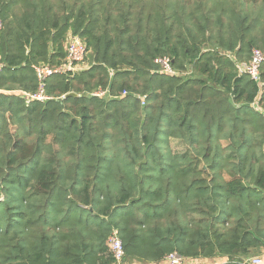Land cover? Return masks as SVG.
I'll list each match as a JSON object with an SVG mask.
<instances>
[{
	"label": "trees",
	"instance_id": "1",
	"mask_svg": "<svg viewBox=\"0 0 264 264\" xmlns=\"http://www.w3.org/2000/svg\"><path fill=\"white\" fill-rule=\"evenodd\" d=\"M260 1L0 0V264H114V230L140 264L262 253L247 124L264 64L260 82L237 68L264 52ZM69 34L88 68L29 101Z\"/></svg>",
	"mask_w": 264,
	"mask_h": 264
},
{
	"label": "built area",
	"instance_id": "2",
	"mask_svg": "<svg viewBox=\"0 0 264 264\" xmlns=\"http://www.w3.org/2000/svg\"><path fill=\"white\" fill-rule=\"evenodd\" d=\"M3 29V24L0 21V33ZM66 59L65 61L56 67H51L47 64H41L34 66L36 76L38 79V91L34 94L25 93L24 96L29 101H39L45 102L51 99L47 94L48 82L54 76L62 75L74 77L76 74L86 70L88 67L86 65V58L88 55L87 45L82 41L78 36L69 34V37L66 42ZM155 64L159 67L160 72L168 75H175L176 72L173 67V61L170 57L164 56L156 58ZM264 64V52L259 49H254L252 52V58L250 62H241L237 65L239 75H247L252 80L256 82L261 81L260 70ZM2 66L0 65V71ZM124 96L127 95V92L123 93ZM94 96L97 97H106L109 96V91L99 90L94 93ZM65 98V96H64ZM142 104H146V96L142 97ZM253 108L256 111L263 112L264 110L258 106L256 103L253 104ZM109 245L114 257V264H140L138 262L129 261L126 252L124 243L117 230H114L109 238ZM201 259H192L184 257L177 252L168 254L164 261L161 264H203ZM263 257H252L246 258L241 261L240 264H262Z\"/></svg>",
	"mask_w": 264,
	"mask_h": 264
},
{
	"label": "crops",
	"instance_id": "3",
	"mask_svg": "<svg viewBox=\"0 0 264 264\" xmlns=\"http://www.w3.org/2000/svg\"><path fill=\"white\" fill-rule=\"evenodd\" d=\"M247 125H248L247 127L248 136L251 138V143L249 145V153L251 154V156L254 157V158L252 157V164H255V168L253 171V174H254L253 180H249L247 182V185L254 188L256 187L254 180L258 173V169H260L261 166H264V141L262 143L259 141L261 140V138H264V120L260 121L253 116V118L250 119ZM223 137L225 138V131L223 132ZM225 158H226V153H225ZM219 198L223 199L222 196H219ZM258 256L263 257L262 264H264V250L262 251L261 254L252 255L250 256V258L258 257ZM243 259H246V258H243ZM200 261H202L203 264H227L229 262V257L228 256H215L212 258H204V259H201Z\"/></svg>",
	"mask_w": 264,
	"mask_h": 264
},
{
	"label": "rangeland",
	"instance_id": "4",
	"mask_svg": "<svg viewBox=\"0 0 264 264\" xmlns=\"http://www.w3.org/2000/svg\"><path fill=\"white\" fill-rule=\"evenodd\" d=\"M264 2H262V1H260L259 2V5H261V4H263ZM251 7L253 8V6L251 5ZM261 7H264V5H262ZM86 65H87V67H88V64L86 63ZM254 109V108H253ZM251 110V114L255 117V118H257L258 120H260V121H262V120H264V111L263 112H259V111H256V109H254V110ZM258 133V132H257ZM257 133H256V135H257ZM261 143L264 141V138H261V140H259Z\"/></svg>",
	"mask_w": 264,
	"mask_h": 264
},
{
	"label": "water",
	"instance_id": "5",
	"mask_svg": "<svg viewBox=\"0 0 264 264\" xmlns=\"http://www.w3.org/2000/svg\"><path fill=\"white\" fill-rule=\"evenodd\" d=\"M81 95H78V94H76V93H70V94H68L67 96H65V98H69V97H80ZM3 201V199H0V202H2Z\"/></svg>",
	"mask_w": 264,
	"mask_h": 264
}]
</instances>
